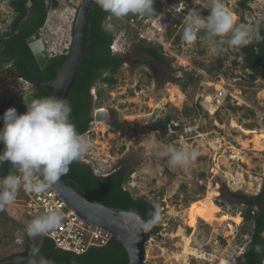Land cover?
Returning <instances> with one entry per match:
<instances>
[{
	"label": "rangeland",
	"instance_id": "374dc122",
	"mask_svg": "<svg viewBox=\"0 0 264 264\" xmlns=\"http://www.w3.org/2000/svg\"><path fill=\"white\" fill-rule=\"evenodd\" d=\"M9 1L0 0V28L12 19ZM238 1L222 0L236 23L249 25L253 35L257 22L264 21V0H251L245 11ZM206 3L163 0L153 17L109 18L111 44L119 46L109 48L123 62L111 88L97 81L90 89L92 120L86 134L92 148L77 161L99 177L124 169V189L158 208L161 220L155 225L160 230L147 236L143 264H233L250 235L243 224L244 205L233 195L264 190V80L233 64L234 47L217 55L207 41L188 44L183 39L185 16L197 9L206 17ZM74 17L67 6L48 13L38 32L49 58L68 53ZM143 46H160L162 62L143 54ZM192 73L199 78L190 84ZM32 87L0 71V108H12L13 99ZM99 115L104 117L97 121ZM166 116L170 122L162 138L154 126ZM168 144L198 155L187 167L172 168L167 157L156 154ZM25 196L21 185L14 202L0 210V259L26 242L24 228L31 219L22 207ZM207 206L222 220L219 226L203 220L200 210ZM13 236L20 239L15 246L9 240Z\"/></svg>",
	"mask_w": 264,
	"mask_h": 264
},
{
	"label": "trees",
	"instance_id": "16d2710c",
	"mask_svg": "<svg viewBox=\"0 0 264 264\" xmlns=\"http://www.w3.org/2000/svg\"><path fill=\"white\" fill-rule=\"evenodd\" d=\"M162 1L154 0L155 12H160ZM250 1L239 0L238 5L243 11L249 10ZM28 2L31 4L30 8H27ZM169 4L172 7L175 5L173 1H170ZM66 6L73 8L75 14L76 7L71 6L68 0H10L9 8L12 19L0 28V71L4 70L7 76H13L27 85H34L38 80L37 99L50 97L44 91V89L50 88L44 86V83L54 80L57 68L64 63L66 53L51 56L44 67L40 69L26 40L45 26L49 12L62 10ZM108 16L110 13L102 10L95 2L88 20L90 43L87 55L81 61L79 73L67 99L72 109L70 120L81 134L89 130V123L92 120L89 115L92 106L90 89L97 81H101L111 88L115 84L114 75L123 62V57L113 55L109 48L113 37L112 33L107 30ZM241 19L244 22L243 17ZM170 37L171 34L166 32L165 38L170 39ZM141 42L144 43V41ZM195 42L199 44L201 40L198 39ZM149 44L147 43V45ZM229 48L227 47V50ZM234 48L237 51L233 64L240 65L242 70H247L253 75L257 74L264 80V21L257 22L252 40L248 45ZM141 50L148 57L162 62L160 46H143ZM5 64L8 65L7 68L3 67ZM216 64L218 68H221V60H218ZM253 75H249L250 78ZM197 78L199 76L196 77L192 73L188 76L187 83L197 82ZM22 88L20 85L19 89ZM18 92H22V90ZM99 94L100 92L98 96ZM5 111L4 108H0V128L3 127L2 117ZM25 111V106H20L17 114H23ZM169 122L170 118L167 116L156 122L154 130L159 133L160 137L166 136ZM3 148L4 145L0 144V151ZM9 174L18 176V171L10 162L0 163V179ZM60 179L70 181L72 187L78 185L82 190L81 195L90 201L120 210H128L133 207L145 221L150 218V213L156 211L151 202L143 197L135 198L124 189L126 174L122 168L116 169L106 177H99L89 167L76 160L69 165L67 174L61 176ZM233 196L240 199L244 205L243 224L249 228L250 234L233 264H262L264 261V236L262 235L264 232V190L255 196L243 194ZM159 230L160 227L154 225L149 231H146V235L148 237L156 235ZM25 237L26 242L22 249L2 257L0 263L14 257L31 258L30 250L35 243L40 247V252L45 259L59 264H127L125 249L113 238H110L104 246L91 247L84 253L75 254L57 249L48 238L36 242L26 234ZM9 240L15 246V237H10ZM257 246H260L259 251L256 250Z\"/></svg>",
	"mask_w": 264,
	"mask_h": 264
},
{
	"label": "clouds",
	"instance_id": "9594fccd",
	"mask_svg": "<svg viewBox=\"0 0 264 264\" xmlns=\"http://www.w3.org/2000/svg\"><path fill=\"white\" fill-rule=\"evenodd\" d=\"M105 12L117 19L131 15H155L154 0H96ZM204 7L209 14L204 17L197 9H191L185 16L183 39L192 44L198 39L207 41L210 51L222 54L227 47H243L252 40L249 25L237 24L232 11L222 0H207ZM203 33V35H201ZM32 92L24 95L26 111L17 114L15 108H8L2 117L0 128V163L10 162L21 173L9 174L0 179V210L14 202L23 185L25 191L41 194L46 192L61 176L67 174L69 165L85 156L92 143L76 130L71 122V106L67 100L54 96L31 99ZM167 157L172 168H185L198 155L195 150L177 148L172 144L162 147L157 153ZM161 220L160 212L150 213L148 220L141 221L143 231H149ZM62 222V214L49 210L25 224L26 235L34 241L56 229ZM257 251L260 246H257ZM30 264H51L45 259L40 247L33 244L30 250Z\"/></svg>",
	"mask_w": 264,
	"mask_h": 264
},
{
	"label": "water",
	"instance_id": "95a60500",
	"mask_svg": "<svg viewBox=\"0 0 264 264\" xmlns=\"http://www.w3.org/2000/svg\"><path fill=\"white\" fill-rule=\"evenodd\" d=\"M95 2L96 0L79 1L73 21L70 49L65 55L64 63L57 68L54 80L44 83V86L50 88L44 89L50 97L68 99L71 87L79 73L81 61L87 55V48L90 43L88 35L90 25L88 20ZM26 42L35 62L42 69L49 57L46 53L44 42L41 40L40 33L38 31L34 32ZM38 90L39 81L37 80L30 91L23 92L13 99L10 103L11 107L17 111L20 106H25L24 95L29 92H32L31 99H37ZM103 117L99 115L96 117V120L98 121ZM84 135L87 136L86 133ZM13 167L17 170L15 166ZM51 188L59 194L66 206L78 218L107 232L111 238L122 245L127 253V264H143L147 235L141 227L142 215L135 208L131 207L128 210H120L106 207L96 201H90L81 195V188L78 185L72 187L70 181L59 179ZM31 259L14 257L0 264H30ZM51 264L59 263L51 261Z\"/></svg>",
	"mask_w": 264,
	"mask_h": 264
},
{
	"label": "built area",
	"instance_id": "2783aa9c",
	"mask_svg": "<svg viewBox=\"0 0 264 264\" xmlns=\"http://www.w3.org/2000/svg\"><path fill=\"white\" fill-rule=\"evenodd\" d=\"M79 1L80 0H68V3L77 8ZM109 18L114 19L110 14V16L107 17V23ZM108 27L110 28L108 30L113 28L112 25ZM117 47L119 48V46ZM117 47L111 45L113 50ZM79 160L83 161L82 159ZM22 207L26 217L29 219H33L49 210H56L62 214L60 226L43 236L53 240L55 245L60 249L75 254H81L91 247H101L105 245L111 238L107 232L78 218V216L66 206L59 194L51 188L41 194L27 191V196H25ZM19 241V238L15 239L16 244H19Z\"/></svg>",
	"mask_w": 264,
	"mask_h": 264
},
{
	"label": "bare ground",
	"instance_id": "6f19581e",
	"mask_svg": "<svg viewBox=\"0 0 264 264\" xmlns=\"http://www.w3.org/2000/svg\"><path fill=\"white\" fill-rule=\"evenodd\" d=\"M30 8V7H29ZM112 45V44H111ZM205 206V205H203ZM203 220L210 226L216 227L219 226L222 223V220H217L213 214L210 211V208L203 207L202 210H200ZM237 219V218H236ZM239 219V218H238ZM240 220V219H239Z\"/></svg>",
	"mask_w": 264,
	"mask_h": 264
},
{
	"label": "flooded vegetation",
	"instance_id": "af4514ba",
	"mask_svg": "<svg viewBox=\"0 0 264 264\" xmlns=\"http://www.w3.org/2000/svg\"><path fill=\"white\" fill-rule=\"evenodd\" d=\"M31 6L30 2L27 3V8H29ZM162 9H160V12H161ZM156 13H159V12H156ZM32 86V85H31ZM25 92V91H24ZM89 132V131H88Z\"/></svg>",
	"mask_w": 264,
	"mask_h": 264
}]
</instances>
